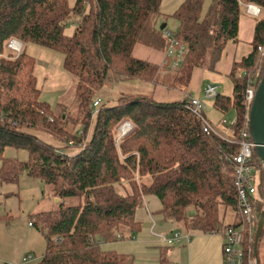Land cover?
Here are the masks:
<instances>
[{
  "label": "trees",
  "instance_id": "obj_1",
  "mask_svg": "<svg viewBox=\"0 0 264 264\" xmlns=\"http://www.w3.org/2000/svg\"><path fill=\"white\" fill-rule=\"evenodd\" d=\"M162 1L75 0L70 5L69 0H0V180L13 182L27 172L50 184L52 196L63 199L57 208L32 214L31 224L46 241L36 264H137L131 254L104 250L98 238L108 242L136 236L141 229L136 210L147 196L160 200L165 219L187 229L218 233L241 220L232 157L239 152L243 130L253 141V99L247 95L251 87L256 93L264 76V0H212L204 16L205 0H184L171 14L179 26L170 32L186 47L174 69L171 61L159 65L134 55L138 43L168 46L164 31L156 26ZM247 3L262 8L255 17L252 49L232 64V96L218 92L212 98L220 112L234 109L237 116L225 126L228 136L214 126L215 132L207 133L192 110V75L196 68L216 70L227 44L239 41ZM70 22L75 23L72 35L66 34ZM14 38L63 53L64 69L77 79L75 100L82 117L74 130L69 126L76 118L63 103L52 108L41 99L35 60L25 47L18 54L5 53ZM171 71L173 79H156L159 72ZM131 79L164 84L184 96L160 101L153 93H121L102 103L101 90ZM97 99L101 102L94 114ZM123 120L135 128L119 137ZM37 131L66 145L46 142ZM71 141L78 149L75 154L66 152ZM8 147L25 149L28 160L5 157ZM250 164L256 185L251 198L259 222L264 165L255 148ZM125 183L126 192H118L116 185ZM73 197L79 203L66 204ZM231 214L232 221L226 222ZM166 252L161 251V263L167 260Z\"/></svg>",
  "mask_w": 264,
  "mask_h": 264
},
{
  "label": "rangeland",
  "instance_id": "obj_2",
  "mask_svg": "<svg viewBox=\"0 0 264 264\" xmlns=\"http://www.w3.org/2000/svg\"><path fill=\"white\" fill-rule=\"evenodd\" d=\"M183 1H162L161 10L163 14L156 21L159 31L167 29L175 32L178 29L179 22L171 14ZM211 2L212 0L204 1L202 16H204ZM69 3L74 5L75 0H69ZM166 14H170V16L167 15L165 17ZM164 23H167V25L162 29L161 27ZM74 28L75 23L70 22L66 26V34L72 35ZM144 44L154 49H165V62L171 61V58L167 57V43L165 47L163 45ZM22 46L35 60V75L38 87L41 89V99L52 108H56L58 103H63L66 106L68 115L74 116V119L76 118L69 126V129L74 130V126H78L82 117L80 113V115L78 114L75 100L77 79L64 69L63 53L32 42L22 43ZM10 51L12 50L5 49V53ZM12 52L15 54L14 51ZM202 70L204 79L201 87H205L207 83L218 85L219 93L232 96L233 85L227 75L210 71L204 67ZM174 77L175 72L173 71L159 72L156 79L171 80ZM159 85L161 84L154 85L151 82L140 79L122 80L113 85L111 89L101 90L98 97L102 99L103 103L116 100L121 93L155 94ZM162 86L168 91H178V89L168 88L164 84ZM197 91L198 88L192 91V94L197 95ZM201 95L199 96L205 105L204 113L206 118L222 136H228L229 130L225 126H229L230 122L236 119V111L231 109L226 113H222L214 106L212 98H205L204 93ZM37 134L45 141H48V138L54 139L44 131H37ZM60 143L63 146L65 144L64 142ZM69 144L71 145H67L68 148H76L72 146V141ZM65 148L67 149V147ZM68 154L71 153L68 152ZM4 156L18 158L21 161H26L29 157L25 149L12 147L5 149ZM123 186H128V183L116 185L120 193L126 192ZM59 199V204H61L63 199L60 197ZM79 201L78 197L68 198L66 204L76 205ZM54 208H56V204L53 201L51 185L40 178L32 177L27 172H22L18 179L13 182L0 180V264H36L42 259L46 250L45 237L43 232L35 225L30 224V222L34 220L32 214ZM160 208L161 202L157 197L151 196L150 198L147 196L143 204L136 210V218L141 221V229L137 235L133 238H117L108 242L98 238L99 244L104 250L133 255L138 264H159L160 252L165 249L167 250V260L162 264H221L223 245L225 243V236L222 232L203 233L196 229H187L174 221L165 219L159 212ZM230 221H232V214L226 219V222ZM176 232L180 233L181 238L174 241L173 244L169 245L162 240L163 237L173 238ZM187 236H190L189 240H187ZM258 251L259 262L264 264V235L261 237ZM29 255L33 256V258L29 262H24V257ZM146 255L149 256V259L154 258V260L146 262L143 260ZM156 255L158 257L157 261H155Z\"/></svg>",
  "mask_w": 264,
  "mask_h": 264
},
{
  "label": "built area",
  "instance_id": "obj_3",
  "mask_svg": "<svg viewBox=\"0 0 264 264\" xmlns=\"http://www.w3.org/2000/svg\"><path fill=\"white\" fill-rule=\"evenodd\" d=\"M249 14L257 17L261 14L262 8L255 3H247L246 9ZM167 38V57L171 58V67L176 68L181 64L185 53V45L168 30H164ZM22 42L18 39H11L7 43V48L18 54L22 49ZM260 51L264 54V48L260 47ZM205 98H214L218 94V86L208 83L203 90ZM254 88L248 89V100L254 99ZM101 100L97 99L93 102L94 114L98 111ZM192 110L203 120V129L205 132H215L213 125L204 115L205 105L200 97L192 98ZM233 124V121L230 122ZM135 125L129 120H123L118 126L119 137L132 132ZM240 149L238 154L232 157L235 162V186L238 192V204L241 220L237 225L228 226L222 231L225 236L223 245L222 264H257L254 255L256 229L258 226V214L252 200V195L256 192V185L253 180V166L250 160L255 146L254 141L248 139L247 131L241 132ZM62 152V151H60ZM31 224V222H30ZM120 237H122L120 235ZM181 238L180 233L176 232L173 238H165L162 240L171 245L174 241ZM190 236H187V240ZM33 256L24 257V262H29ZM261 264V263H260Z\"/></svg>",
  "mask_w": 264,
  "mask_h": 264
},
{
  "label": "crops",
  "instance_id": "obj_4",
  "mask_svg": "<svg viewBox=\"0 0 264 264\" xmlns=\"http://www.w3.org/2000/svg\"><path fill=\"white\" fill-rule=\"evenodd\" d=\"M166 15H169V14H166ZM255 24H256L255 16L249 14L245 10L244 13L240 17V22H239V41L237 43L227 44L224 55H223L222 59L218 62L217 66H216V70H214L213 72H218V73L225 74L228 76V74L230 73L233 62L241 59L243 56L247 55L251 51V49H252L251 42H252L253 36H254ZM166 25H167V23H166ZM164 50L165 49H163V50H160L157 48L154 49V48L147 46L145 44L138 43V44H136V46L134 48V55L138 58L146 59V60H149V61L154 62L156 64L162 65L165 62ZM202 69L196 68L193 72V75H192V79H191L190 86H189V91L191 92V95L193 97L202 96L201 94L203 93V90H204V87L203 86L201 87V84H202L203 79H204V77H203L204 73H203ZM196 88H198V91H197L198 93H197V95H193L192 91L196 90ZM154 95H155L154 97L160 101H168V100L174 101V100H181L184 96V93L180 90L168 91V89L164 88L162 85H159L158 88L156 89V92ZM51 141H53V142H51ZM46 142L53 143V144L57 143V141L51 140L50 138H48V141H46ZM57 144L59 146L61 145L60 142H58ZM66 152L67 153L69 152L71 154H75L78 152V149L70 147V148L66 149ZM127 187L128 186H123V188L125 190L127 189ZM149 197L151 198V196H149ZM56 198L57 197L53 196V201L56 204V208H57L58 204L60 203V199H59V201H56ZM143 260H145L147 262L150 260H154V258L149 259V256L146 255L143 257ZM157 260H158V257L156 255L155 261H157ZM159 260H160L159 264H162L161 263V252H160ZM221 264H222V261H221Z\"/></svg>",
  "mask_w": 264,
  "mask_h": 264
},
{
  "label": "water",
  "instance_id": "obj_5",
  "mask_svg": "<svg viewBox=\"0 0 264 264\" xmlns=\"http://www.w3.org/2000/svg\"><path fill=\"white\" fill-rule=\"evenodd\" d=\"M166 23L162 25L165 28ZM249 128L252 139L254 141V148L261 163L264 165V76L261 79L259 86L256 90L249 114ZM59 201V198H56ZM264 231V209L261 213L258 226L256 229L255 249L254 255L257 259V264H260L258 259V246L259 241Z\"/></svg>",
  "mask_w": 264,
  "mask_h": 264
}]
</instances>
